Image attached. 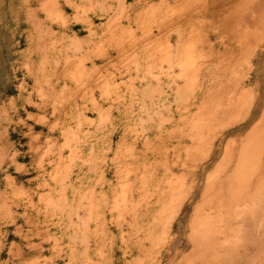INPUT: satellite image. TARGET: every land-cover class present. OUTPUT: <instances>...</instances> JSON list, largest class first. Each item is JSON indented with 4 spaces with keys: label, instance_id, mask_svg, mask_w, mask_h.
I'll return each mask as SVG.
<instances>
[{
    "label": "rangeland",
    "instance_id": "1",
    "mask_svg": "<svg viewBox=\"0 0 264 264\" xmlns=\"http://www.w3.org/2000/svg\"><path fill=\"white\" fill-rule=\"evenodd\" d=\"M245 44L257 55L237 72ZM243 91L254 115L225 139L264 106V0H0V225L39 206L30 215L47 232L23 264H170L214 162L187 153L203 138L209 153L248 114ZM173 182L183 200L168 213ZM214 234L216 261L226 239Z\"/></svg>",
    "mask_w": 264,
    "mask_h": 264
},
{
    "label": "bare ground",
    "instance_id": "2",
    "mask_svg": "<svg viewBox=\"0 0 264 264\" xmlns=\"http://www.w3.org/2000/svg\"><path fill=\"white\" fill-rule=\"evenodd\" d=\"M204 55L202 60L205 62H210L209 60L214 58V53L210 50ZM256 55V49L253 46L243 49L234 59L238 68L237 72L239 70L241 72L243 62L249 59L254 60ZM254 70L255 66L251 67L249 80L252 79ZM181 89L179 87L178 91L183 92ZM238 95L241 97L240 109L251 102L248 114L218 130L220 134L213 139V151L208 153L210 140L203 138L202 142H199L200 146L190 148L187 153L190 160L205 162L204 168L209 160L213 159L214 162L212 169L204 175L203 188L200 190V187H197L192 192L194 198L199 190L200 197L198 203L192 206L191 214L184 227L187 230L186 245L189 247L186 250H179L176 249L179 247L177 242H173L172 248L177 254L174 255L175 259L170 260V264H247L249 261L253 264V260L264 248V106L260 108L258 116L245 133L238 132L225 139L230 127L252 118L256 109L258 100L256 95L253 98L248 91H243L241 94L239 92ZM90 109L96 111L92 107ZM200 138L201 136L195 141ZM176 187V182H173V194L168 213L175 211L183 200L182 195L177 194ZM233 221L236 222L238 230L233 233L235 236L227 241L226 236ZM216 232H219L226 240L220 243L221 250L218 253V259L215 258L216 261H214L212 259L213 238ZM233 239H235L233 244L238 243V246L243 247L237 249L236 246L235 249V246L231 245ZM239 240L243 241V244Z\"/></svg>",
    "mask_w": 264,
    "mask_h": 264
},
{
    "label": "crops",
    "instance_id": "3",
    "mask_svg": "<svg viewBox=\"0 0 264 264\" xmlns=\"http://www.w3.org/2000/svg\"><path fill=\"white\" fill-rule=\"evenodd\" d=\"M35 136L36 134L27 130L24 132ZM10 165H13L16 171H22L24 167L22 163L18 160L12 161ZM5 179L8 181V186L10 187L13 183L11 176H5ZM8 191L4 190L0 193V196H6ZM4 203L3 198L0 199V207ZM25 208L22 212L10 211V214L1 219L2 223L0 229H3L7 226V230L4 233L7 234L9 240L6 242V264H23L31 261L34 258H38V251L40 250L44 239L46 238V231L43 228L42 224L38 221H34V215L31 216L33 212L39 213V206H22ZM32 208L33 212H30ZM28 248V250H26ZM32 250V252H30Z\"/></svg>",
    "mask_w": 264,
    "mask_h": 264
}]
</instances>
